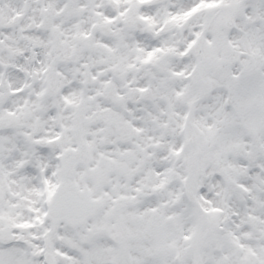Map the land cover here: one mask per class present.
<instances>
[{
	"label": "snow or ice",
	"instance_id": "1",
	"mask_svg": "<svg viewBox=\"0 0 264 264\" xmlns=\"http://www.w3.org/2000/svg\"><path fill=\"white\" fill-rule=\"evenodd\" d=\"M0 264H264V0H0Z\"/></svg>",
	"mask_w": 264,
	"mask_h": 264
}]
</instances>
